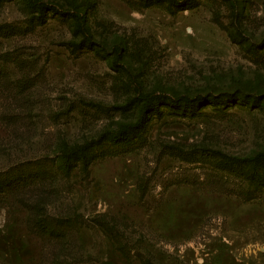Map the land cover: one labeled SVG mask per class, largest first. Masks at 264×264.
Returning a JSON list of instances; mask_svg holds the SVG:
<instances>
[{"label": "rangeland", "instance_id": "1", "mask_svg": "<svg viewBox=\"0 0 264 264\" xmlns=\"http://www.w3.org/2000/svg\"><path fill=\"white\" fill-rule=\"evenodd\" d=\"M264 0H0V264H264Z\"/></svg>", "mask_w": 264, "mask_h": 264}, {"label": "trees", "instance_id": "2", "mask_svg": "<svg viewBox=\"0 0 264 264\" xmlns=\"http://www.w3.org/2000/svg\"><path fill=\"white\" fill-rule=\"evenodd\" d=\"M263 154H264V151H262V152H257V153H255V154L252 155V156L243 157L242 159H253V158H255V157H257V156H260V155H263Z\"/></svg>", "mask_w": 264, "mask_h": 264}]
</instances>
